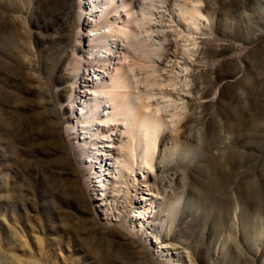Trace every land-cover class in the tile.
I'll return each instance as SVG.
<instances>
[{
    "label": "rangeland",
    "instance_id": "374dc122",
    "mask_svg": "<svg viewBox=\"0 0 264 264\" xmlns=\"http://www.w3.org/2000/svg\"><path fill=\"white\" fill-rule=\"evenodd\" d=\"M186 1L208 18L197 29L167 12L134 28L159 57L156 85L180 93L166 156L137 186L165 210L142 224L133 192L124 208L103 189L109 127L79 125L102 65L85 0H0V264H264V0Z\"/></svg>",
    "mask_w": 264,
    "mask_h": 264
},
{
    "label": "bare ground",
    "instance_id": "6f19581e",
    "mask_svg": "<svg viewBox=\"0 0 264 264\" xmlns=\"http://www.w3.org/2000/svg\"><path fill=\"white\" fill-rule=\"evenodd\" d=\"M152 1L154 2V0H85L84 3L94 21L91 25L94 32L89 34V46L93 48L90 52L92 55L90 61L101 62L102 65H97L98 67L90 72L92 78L89 79L92 83L88 85L92 95L85 99V105L79 112L82 116L79 125L88 135L94 131L93 125L109 127L107 134L101 137V141L106 144L98 148V152L106 159L102 166L106 171L101 174L103 189H109L112 196L118 200L124 199L121 201L124 208L128 206L130 192H133L138 207L136 217L142 218L139 221L141 223L148 220L151 213L165 210L163 198H159L157 193L143 184L141 187L137 186L141 181H146L154 164H159L166 156L163 154L158 157V143L165 133V128L168 126L173 128V124H169L173 119L168 120L163 113H166L165 107L173 100L169 101L170 97L179 98L180 93L177 92L178 88L160 89L156 85L154 79L157 72L155 73L154 64L159 61V57L155 56L156 52L151 50L144 40L136 39L134 28L144 29V24L166 12L178 21L189 23L191 25L188 26L189 30L197 27L194 24L196 19H208L201 13L200 5L187 4L186 0H176L173 7L169 6L168 0H156L158 4ZM101 25L104 28L101 29ZM126 51L137 53L153 64L149 74L142 80L135 77V70L122 67ZM146 81L155 84L147 88ZM95 120L98 121L93 123ZM95 131L91 136L96 134ZM114 151L120 154L116 156L113 154ZM168 209L171 213L177 211L179 203L171 205ZM172 214L169 217H173ZM167 217L166 214L165 218Z\"/></svg>",
    "mask_w": 264,
    "mask_h": 264
}]
</instances>
